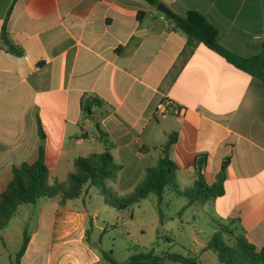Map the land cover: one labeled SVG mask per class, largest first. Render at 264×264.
<instances>
[{"label": "crops", "instance_id": "obj_1", "mask_svg": "<svg viewBox=\"0 0 264 264\" xmlns=\"http://www.w3.org/2000/svg\"><path fill=\"white\" fill-rule=\"evenodd\" d=\"M158 1L172 17L200 12L217 29L219 44L237 55L261 51L264 0ZM157 5L0 0V193L13 166L36 160L39 119L50 180L65 181L76 158L103 152L101 136L121 165L107 181L118 196L131 192L164 152L177 166L181 189L198 173L207 185L215 183L226 163L223 194L201 207L212 223L227 224L262 248L264 84L203 44L188 45ZM2 34L20 53L10 51ZM84 95L97 96L101 105L84 113ZM164 98L181 116L154 114ZM88 190L64 204L19 205L0 230V264H10L24 232L29 242L20 264H108L88 240L90 211L78 206L84 195L91 200ZM91 214L97 218L98 210Z\"/></svg>", "mask_w": 264, "mask_h": 264}, {"label": "trees", "instance_id": "obj_2", "mask_svg": "<svg viewBox=\"0 0 264 264\" xmlns=\"http://www.w3.org/2000/svg\"><path fill=\"white\" fill-rule=\"evenodd\" d=\"M153 5L158 0H147ZM176 29L181 31L188 45L203 44L208 49L220 55L229 64L247 72L262 81L264 84V36L261 42V51L249 57L237 55L217 41V29L198 11L187 10L181 17L173 16L171 19ZM20 53L19 50H10ZM101 100L97 96L85 95L81 100L84 113L90 112L92 106H100ZM99 132H103L98 129ZM38 145L37 158L34 162H23L12 167V179L0 193V230L3 229L15 214L19 205L34 203L39 199H56L59 204L67 200L78 198L84 191L85 185L95 186L103 200L117 211L130 208L135 203L147 198L150 194L157 197V204L162 201L163 192L172 190L178 195L189 198L188 205L203 206L209 200L223 194L224 168L217 175V180L207 185L198 173L192 186L179 188L176 180L177 166L164 152L157 164L146 170L143 179L125 195L118 196L108 186L107 181H114L121 165L115 163L109 151L110 143L106 136H101L105 150L101 153H91L74 160L73 170L66 176L65 181L59 182L49 179V170L43 159L41 141L43 132L38 119ZM205 156L197 158L196 164L203 167ZM213 232L206 244V249L212 251L221 264H264V247L257 248L249 242L243 234L235 233L227 224L213 221ZM29 237L23 233L22 243L10 264H20ZM101 257L108 264H161L164 260L180 262L181 264H197L196 257H185L179 254L164 253L155 255L154 252L134 253L123 262L116 261L110 252H101Z\"/></svg>", "mask_w": 264, "mask_h": 264}, {"label": "rangeland", "instance_id": "obj_3", "mask_svg": "<svg viewBox=\"0 0 264 264\" xmlns=\"http://www.w3.org/2000/svg\"><path fill=\"white\" fill-rule=\"evenodd\" d=\"M85 188L89 189L91 200L84 195L85 205L79 198L78 206L90 211L88 240L105 252L111 251L116 261L123 262L131 254L152 250L158 256L173 253L196 257L197 264H221L212 251L208 254L202 252L214 226L206 215V206L204 208L194 203L186 206L189 201L187 196L166 189L159 206L157 197L150 194L129 209L119 212L103 203L95 186L87 184ZM95 209L98 210L97 218L91 214ZM169 262L164 260L162 264Z\"/></svg>", "mask_w": 264, "mask_h": 264}, {"label": "built area", "instance_id": "obj_4", "mask_svg": "<svg viewBox=\"0 0 264 264\" xmlns=\"http://www.w3.org/2000/svg\"><path fill=\"white\" fill-rule=\"evenodd\" d=\"M154 114L156 116H163V115L181 116V111L178 108V106L174 105L171 99L164 98L156 104Z\"/></svg>", "mask_w": 264, "mask_h": 264}, {"label": "water", "instance_id": "obj_5", "mask_svg": "<svg viewBox=\"0 0 264 264\" xmlns=\"http://www.w3.org/2000/svg\"><path fill=\"white\" fill-rule=\"evenodd\" d=\"M157 10L159 11H162L165 15L169 16V17H172V13L171 11L165 6L163 5L162 3H159L157 6H156ZM2 40L8 44L9 48H13V45L10 44L9 40L7 39L6 35L5 34H2Z\"/></svg>", "mask_w": 264, "mask_h": 264}]
</instances>
